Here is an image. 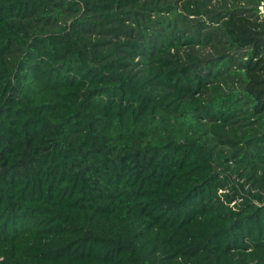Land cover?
<instances>
[{
  "label": "trees",
  "instance_id": "16d2710c",
  "mask_svg": "<svg viewBox=\"0 0 264 264\" xmlns=\"http://www.w3.org/2000/svg\"><path fill=\"white\" fill-rule=\"evenodd\" d=\"M264 0H0V264H264Z\"/></svg>",
  "mask_w": 264,
  "mask_h": 264
},
{
  "label": "water",
  "instance_id": "95a60500",
  "mask_svg": "<svg viewBox=\"0 0 264 264\" xmlns=\"http://www.w3.org/2000/svg\"><path fill=\"white\" fill-rule=\"evenodd\" d=\"M262 10H263V12H264V5H263V7H262Z\"/></svg>",
  "mask_w": 264,
  "mask_h": 264
}]
</instances>
